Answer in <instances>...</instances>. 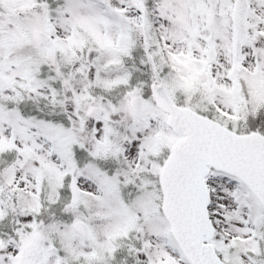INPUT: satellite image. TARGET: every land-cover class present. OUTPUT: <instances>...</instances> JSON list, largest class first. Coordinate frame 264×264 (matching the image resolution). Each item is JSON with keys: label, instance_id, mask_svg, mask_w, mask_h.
Masks as SVG:
<instances>
[{"label": "snow or ice", "instance_id": "snow-or-ice-1", "mask_svg": "<svg viewBox=\"0 0 264 264\" xmlns=\"http://www.w3.org/2000/svg\"><path fill=\"white\" fill-rule=\"evenodd\" d=\"M0 264H264V0H0Z\"/></svg>", "mask_w": 264, "mask_h": 264}]
</instances>
